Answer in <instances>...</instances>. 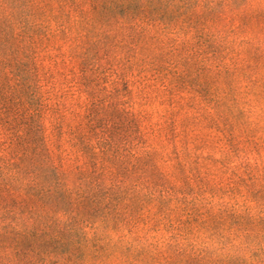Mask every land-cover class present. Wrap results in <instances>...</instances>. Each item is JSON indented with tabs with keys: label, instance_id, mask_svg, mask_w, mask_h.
<instances>
[{
	"label": "rangeland",
	"instance_id": "obj_1",
	"mask_svg": "<svg viewBox=\"0 0 264 264\" xmlns=\"http://www.w3.org/2000/svg\"><path fill=\"white\" fill-rule=\"evenodd\" d=\"M0 212L80 221L70 264H264V0H0Z\"/></svg>",
	"mask_w": 264,
	"mask_h": 264
},
{
	"label": "trees",
	"instance_id": "obj_2",
	"mask_svg": "<svg viewBox=\"0 0 264 264\" xmlns=\"http://www.w3.org/2000/svg\"><path fill=\"white\" fill-rule=\"evenodd\" d=\"M35 140H37L40 148L43 139L39 129L36 131ZM87 149L90 150V147L87 146ZM42 155V151L37 150L35 156L40 159L31 157L29 166L16 164L11 167L15 170L16 175H22L23 173L25 176L30 175L32 177V180L25 184L28 193L47 203L53 200L63 202L62 211L67 214L72 208L71 190L60 182L56 168L49 161L48 163L43 160L45 162L43 163ZM39 160L41 166H37ZM3 180L6 183L9 182L6 178ZM48 181H51V183L49 184ZM87 197L91 199V197ZM91 200L94 202L98 199L92 198ZM2 213L0 212V241L3 242V246L0 247L7 248V250L13 252L21 260L20 263L26 260L27 264H35L37 262L42 264H70L74 259L76 261L82 260V255L75 256L73 254L76 244H78L77 250H81L82 247L90 244L97 250L100 248L99 239L96 236L88 238L89 233L85 232V229L80 226L81 222L78 220H70L62 224L59 220L50 218L39 223L42 219L34 220L31 217L27 220L13 216L9 220ZM84 221L88 225L86 227L92 229L94 234L99 231V227L94 225L90 218Z\"/></svg>",
	"mask_w": 264,
	"mask_h": 264
}]
</instances>
